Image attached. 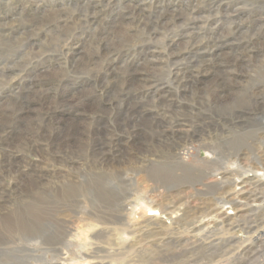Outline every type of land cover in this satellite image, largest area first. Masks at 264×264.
Segmentation results:
<instances>
[{"label":"rangeland","instance_id":"374dc122","mask_svg":"<svg viewBox=\"0 0 264 264\" xmlns=\"http://www.w3.org/2000/svg\"><path fill=\"white\" fill-rule=\"evenodd\" d=\"M263 10L264 0H0V68L7 66L17 69L12 74H0V108L11 107L12 98L22 102L23 96L18 94V89L26 85L30 78L36 77V74L31 72L33 68L40 70L41 77L48 78H45L46 82L40 81L37 85L41 95L37 94L30 101L33 111L31 119L18 124V131L13 133L10 142L16 144L23 129L40 131L43 137L46 136L47 140L53 142L57 135L56 119L61 118L63 124L74 120V124L81 128V135L73 140V151L70 149L63 152L53 162H41L37 154L24 152L27 156L25 159L34 166L48 169L45 179L48 187L53 186L51 188L55 187L54 189L59 191L70 183L89 186L91 189L90 195L80 199L79 207L63 212L59 218L69 221L71 227L77 231L73 238L75 246L71 252L62 256L60 262L54 258V253H45L46 247H39L33 254L34 257L45 256L46 262L51 264H85L83 248H86L85 245L88 246L87 249L94 246L91 245L94 241L93 235L96 231L100 232L102 227L101 219L93 213L101 209L103 212L109 211V199H115L117 204L123 205L129 224L119 225V228L116 227L110 231L112 233L109 232L99 240L106 250L104 249L99 254V259L93 260L94 262L133 264L130 263L131 259H136L138 264H146L151 255L150 244L154 242V239L148 240L149 233L170 231L176 227L175 220H171L169 215L173 211L170 207L173 206L180 209V215L186 211L188 220L194 219L195 216L201 217V211L207 209V218L200 219L202 221L196 224L197 228L206 226L207 232L214 228L211 222L217 219L214 215H208V209L213 204L217 205L222 213H228V219L238 221L235 228L221 226L217 231L219 238L227 237L233 242L231 245L235 253L231 258H237L240 253L250 248L249 245L255 242L256 234L247 233L248 217L244 216L245 213L237 212L245 202H227L222 193L226 189H232V193H236V189L241 188L238 184L256 176L260 180L264 195V128L261 124L264 115L261 113L263 110L253 104L256 98L259 101L264 99V91L257 92L259 87H264V21L256 22V18H264ZM232 14L235 19L231 20L227 15ZM194 17L199 18V28L196 30L190 28L192 22L188 21L195 19ZM181 20L186 22L185 25L180 23ZM154 25L158 26V30ZM238 28V36L228 37L234 41V45L217 53L220 59L205 56L206 63L199 64L200 68H206L210 73L201 74L198 85L183 88L185 82L180 85L175 83L177 73L181 72L180 76L187 75L188 71L189 75L192 69L189 62L193 58L184 61L180 58L187 52L188 44L196 43L195 37L189 39L188 36L191 35L187 34L193 35V32L198 30L202 45H206L211 43L212 35L214 38H222L229 31ZM171 30L174 31L170 32ZM101 32L107 33L106 40L105 37H100ZM256 34H260V45L257 44ZM29 36H34L36 41L32 44L26 43ZM100 38L105 41L103 44L107 43L106 41H116L117 45L124 42L130 47L127 53L121 50L109 57L116 68L115 73L110 71L107 74V66L110 63L102 58L104 53L99 49ZM173 41L178 45L176 48L172 44ZM143 59L147 60V67H141L143 70H139L142 73L136 76L153 74L158 82H155L154 87L134 89L129 98L126 95L129 86L126 83L122 85L124 78L121 75L127 65L132 66L134 62L144 64ZM76 60L79 67L75 63ZM226 61L231 64L233 71L228 74L232 80L228 82L227 97L221 92L222 88L214 85L217 77L212 73L225 71L224 66L228 64ZM75 64L78 70L74 69ZM146 68L150 73L143 72ZM188 83L186 82V85ZM226 83L227 81L219 87H224ZM47 91L51 98L58 102H75V98L81 96L87 106L81 110L83 112L80 116L71 119L62 109L55 112L47 108ZM223 96L235 101L234 105L220 109L218 100ZM240 113L244 114L243 118H239ZM176 118L186 120L188 126L185 124L183 128L190 130L195 137L186 135L184 140L174 138L171 143L177 145L178 149L167 155L162 153L166 148L162 142V133L165 128L170 129V124ZM183 128L181 129L184 130ZM113 139L128 144L125 156L118 161L114 159L112 163H107L108 165L101 164L104 151L106 154L108 150L111 154L114 153ZM67 144L71 143L67 142L65 145ZM249 145L254 147L253 151ZM3 146L4 144L0 143V164L4 160ZM44 148L48 153L52 151L47 143ZM223 150L229 155L223 157L220 163H215L219 156L222 158ZM2 171L0 165V194L4 197L0 208H6L9 213L18 211L19 215L28 219L26 205L30 196L24 188V183L20 182V179L17 181L19 175H9ZM168 171L176 172V176L181 175L182 179L171 184L155 181L151 177V172ZM190 172L194 173L192 176L196 175L194 181ZM27 173L28 171H25V174ZM198 176H201V180H198ZM95 183L98 184L97 188ZM214 183L219 184L217 192L204 194L208 186ZM39 189L42 190L43 186ZM218 198L223 201L214 202ZM251 204L255 210L262 209L264 196L262 200ZM260 213L258 210L256 215ZM145 222L155 225L149 228ZM106 238H109L108 241ZM0 239V251L10 252L14 249L15 246L5 242L1 236ZM88 260L94 263L92 259ZM191 262L192 260L186 262L181 259L177 263L193 264ZM31 263L45 264L42 259L39 262L32 260Z\"/></svg>","mask_w":264,"mask_h":264},{"label":"bare ground","instance_id":"6f19581e","mask_svg":"<svg viewBox=\"0 0 264 264\" xmlns=\"http://www.w3.org/2000/svg\"><path fill=\"white\" fill-rule=\"evenodd\" d=\"M160 12H161V10H160ZM173 12H175V10ZM173 14H175V13H173ZM122 17H123V15H122ZM158 17H160V16H158ZM178 17H180V16H178ZM184 17H186V16H184ZM227 17L231 20L235 19L234 18L235 16H233V14H232V16L227 15ZM177 19H179V18H177ZM116 20H117V18H116ZM182 20L180 23L183 22L182 24H184L185 21H182ZM185 20L187 21V19H185ZM256 20H257L256 22L264 21V18L260 17V18H256ZM43 21H41V22L43 23ZM63 21H65V20L63 19ZM188 21L192 22V23H190V25H191L190 28L193 27L192 28L193 30H196L199 28V26H198L199 25L198 24L199 18H197V19L195 18V19H191V20L188 19ZM98 22H99V20H98ZM117 22H119V20ZM175 22L176 21H174V24H175ZM44 23H45V21H44ZM114 24H116V23H114ZM170 24H171V22H170ZM157 25H158V22H157ZM171 25H169V26L171 27ZM158 26L154 25L156 30H158L157 29ZM175 26H173V27H175ZM159 28L161 29V26ZM112 30H113V28H112ZM182 30H184V29H182ZM17 31L18 30H16V32ZM172 31H174V30H171L170 32H172ZM197 31H196V33L193 32V35L190 33L187 34V35H191V36H188L189 39L195 37L196 43L194 42L193 44H188L187 52H185L183 54V56L180 57L182 59V61L187 60L189 58H193V60H191V62H189L192 65V67H191L192 69H190V71H189L191 73L188 75V71H187V75L184 74V75L180 76L179 73H181V72H179V73L176 72L177 76L175 79V83H177V85H180L181 83L185 82L183 84V88L188 87L189 85H191V86L198 85V83L200 82L199 76L201 74L202 75L203 74L209 75L210 71L205 70L206 68L205 69H203L202 67L200 68L201 65L199 66L200 63H203L207 60V59L204 60V57L209 56V57H213L215 59L219 58L217 56V53H219V51L224 50L228 46L234 45V41H231L228 37H232L234 35V38H235L236 36H238L240 34V28H238V29L232 30L231 32L229 31L227 33V35L225 34V36L222 38L221 37L214 38L212 35L211 39L209 37V39L211 40V43H208L206 45H202V41H200V37H198L199 34ZM31 32H29V34H31ZM33 32L35 33V31H33ZM34 36L33 37L29 36V38L27 37L26 43H28V44L34 43L36 41V39H34ZM102 36L105 37V40L108 37L107 33H102L100 35V37H102ZM241 37H242V35H241ZM259 37H260V34H256L257 44L260 45L261 41H260ZM186 38H187V36H186ZM254 40H255V38H254ZM99 41L101 43L99 49L104 53L102 58H105L107 61L109 60V57L112 54H114V53L117 54V52H120L121 50H124L127 53L129 51L128 48H130L128 46V44H126L124 42H120L122 40L119 41L120 43L118 45L116 44V41H114V42L106 41L107 43H105V44H103V42H105L103 39L100 38ZM176 41H177V39H176ZM235 41H237V39ZM240 43H241V41H240ZM172 44L175 48L178 46V45L176 46L175 41H173ZM112 46H113V48H112ZM251 49H253V48H251ZM238 50H240V48ZM125 52H123V53H125ZM145 52H146V50H145ZM149 56H150V54H149ZM240 57H241V55H240ZM88 59H90V60H88L90 62L91 56ZM154 59H152V60H154ZM157 59H158V57H157ZM177 60H179V59H177ZM155 61H156V59H155ZM143 62H144V64H140L139 62H134V64L132 66L127 65L125 67L126 69H125L124 73L121 75V77L124 78L122 81V85L126 83L129 86L128 92L126 93V95H128V97H129V94L131 93V91H133L134 89L154 87V85L156 84L155 82H158L156 80L157 78L153 74H151L150 76L146 75L144 77L143 76H141V77L136 76L137 74L142 73L141 71L143 70V68L147 67V60L143 59ZM148 62H149V60H148ZM208 62L209 61H207V63ZM75 63L78 64L77 66L79 67V62L77 60L75 61ZM108 63H110V64H109V66H107V70H106L107 74L110 71L115 73L116 68L113 65V62L111 60H109ZM154 63L155 62L153 61V64ZM189 63H188V65H189ZM205 63L203 65H205ZM226 63H228V64L226 66H224L225 71H223V70L220 72H213L212 71V73L214 75H216V77H217L216 80L214 81V85L217 86L218 88H222L221 92H224V94L229 92L228 91L229 90V83L228 82L232 80V79L231 80L229 79L228 74L233 73V71L230 68L231 64L227 61H226ZM236 63H238V62H235V64ZM76 64L74 66V69L78 70V67L76 66ZM141 67H143L142 70L140 69ZM152 68H154V67H152ZM34 69L35 68H33L31 70V72L32 73L34 72L33 75L36 74L35 75L36 77L30 78L27 81L26 85L20 86V88L18 89V91H19L18 94L23 96L22 102H19L18 99L12 98L11 99L12 100L11 101V107L0 108V143H2V145L4 144L3 150H2L3 154H4V160L0 164L2 166V169H3L2 172H5L6 174L8 173L9 175H12V174H15L16 176L19 175V178H17V181L20 179V182L24 183V188H26V191L30 196L29 202L26 205L28 212H29V218L28 219L27 218L25 219L22 215H19L17 213L18 211L17 212L15 211L14 213H12V212L9 213V211H6V208H0V236L8 244H12L13 247L15 246L14 249H11L10 252H5L4 250L0 251V264H32L31 263L32 260H34L35 262H39L40 259H42L45 262V264H51V263L46 262L45 256L40 257V258L34 257L33 254L37 252L39 247H46L45 253L46 254L54 253L55 254L54 258L61 262L60 258L64 255L67 256L68 253L71 252L70 250L75 246L73 238L76 235L77 231H75L76 230L75 228L71 227V224L69 223V221L60 220L59 219L60 215H63V212H65L67 210H73L74 208L79 207L78 205H80V201H81L80 199L81 198L83 199L84 196L86 197V196H88V194L90 195V193H91L90 192L91 189L89 188V186L84 187L85 185L83 186V185H76V184L68 183L69 185L67 184L68 185V186H66L67 188L66 187H62V189L59 188V189H61L59 191L54 189L55 187L51 188V187H53L51 185H50L51 187H48V185L45 184V181H46L45 179L47 178V175H48V172L46 170H48V169H46V168L43 169V168H40L38 166H34V165L30 164L25 159V158H27L25 153H28V154H37L38 156H40L41 162H44V161L53 162V161H56L60 157V154H62L63 152L70 150V149H72V151H73L75 148L72 146V144H74V142H75L73 140H76L81 135V132H80L81 128H79L78 124H74V122H75L74 120H70L71 123H70V121H66L67 124L66 123L63 124L64 121L61 118L56 119L57 135H56V138L53 140V142H50V140H47L46 136H44L45 137L44 138L42 136L41 132L36 131L35 129H32L30 131H26L25 129H23L22 131H20V132H22V134L19 136L16 144H14L13 142L12 143L10 142L11 141L10 138H13L12 137L13 133L18 129V124L22 123L23 121H26V119H31L30 116H31V113H33V111L30 108V101L37 94L40 93V92H38L37 85H39L40 81L46 82V79H48L45 76L44 77L40 76V73H39L40 70L36 71V69L35 70ZM147 69L148 68H146V71H143V72H145V74L150 73V71H147ZM16 70L17 69H15V68H11V67L6 66L3 68H0V74H3V73L4 74L5 73L6 74H12ZM102 70H103V68H102ZM111 74H113V73H111ZM205 76H207V75H205ZM63 78H65V77H63ZM118 79H120V77ZM226 81H227V83L224 87H219V86H221V84H224ZM186 82H189L188 85H186ZM148 89H150V88H148ZM145 90H147V89H145ZM142 91H143V89H142ZM149 91H151V90H149ZM263 91H264V87H259L257 89V92L261 93ZM84 94H82V95H84ZM39 95H41V93ZM225 96L227 97V94ZM46 97H47V99H49V101L46 102L47 108H49L51 110H55V112H57V110L61 111V109H62V112L65 111L66 113H68L69 115H67V117H70L71 119L74 117L76 118V117L80 116L81 113L83 112L81 110L83 108H85V106H87V105H85L86 103L84 102L85 101L84 98H82L81 96L75 98V102H71L68 100L58 102V100H54L53 98H51V94L49 93V91H47ZM2 98H4V97H2ZM263 100L264 99H262V101H259L258 98H256L253 101L254 105H257L260 110H263V112L261 111V113H263L262 115H264V101ZM233 102H235V101L230 100L228 98H225L224 96H223V98H220L218 100V104L220 105L219 106L220 109L229 108L231 105H234ZM234 107H236V105ZM85 110H84V112H85ZM99 111L100 110H98V112ZM244 112H246V111H244ZM243 115L244 114L240 113L239 118H243ZM178 118H179V116H178ZM170 123H172V122H170ZM185 124L187 125L186 120L183 121L181 119L176 118V120L173 121L172 124H170V129L167 130L165 128V130L162 133V135L164 136V138H162L163 139L162 142L166 145V148H164L165 150L162 153L170 155V153H172L173 150L178 149L176 147L177 145L171 143L174 138L184 140L186 138V137L184 138V136H186V135L187 136L189 135L188 137L192 136V138L195 137L193 134H191V132H189L190 130L187 131L183 128V127H185ZM261 124L264 128V121H261ZM25 126H27V125L25 124ZM181 128H183L184 130H182ZM36 129H38V128H36ZM68 139H69V141H67ZM262 139H264V138H262ZM67 142H69L71 144L65 145ZM45 143H47L48 147L52 148V151L50 153H48L47 149L44 148ZM112 144H114V147H115L113 149L114 153L111 154L110 151L108 150V152L106 154V153H104L105 152L104 151L102 153V163L101 164L112 163V161L114 159L118 161L119 159L124 158V156H125L124 153L126 152V146L128 144L121 142V140L120 141L114 140L112 142ZM222 145H224V144H222ZM248 147L252 151L254 150V147H252L251 145H249ZM227 150H229V149H227ZM259 150H261V148ZM257 151H258V149H257ZM262 152H264V151H262ZM262 154H263L262 157L264 160V153H262ZM228 155H229L228 152H225L223 150L222 151V158H220V156H219V158L217 159V161L215 163H220L223 160V157H227ZM21 157H23V158H21ZM150 170H151V167H150ZM25 171H28V173L25 174ZM151 174H152L151 177L154 178L155 181H160L163 183L167 182V183H171V184L173 183L174 184L176 181H178V179H182L181 175L179 177L176 176L177 175L176 172L175 173L174 172L172 173L169 171L168 172H160V173L151 172ZM193 174H194L193 172H190L191 176ZM186 175H188V174H186ZM195 176L191 177L192 180L194 179ZM200 177L201 176H198V178H199L198 180H201ZM95 184H96L95 187L97 188L98 184L97 183H95ZM40 186H43L42 190L39 189ZM239 186L241 188H240V190L236 189V191H237L236 193H232V189H228V190L226 189L223 191L222 194L224 196H226L227 202H230L233 204L245 202L244 205L242 206V208L240 210H237V212H238V214L239 213H245L244 216L248 217V222H247L248 231H247V233L256 234V238L254 239L255 242H252L251 245H249L250 248H248L247 250H244L242 253H240V256H238L237 258L236 257L234 259L231 258L235 253L234 247L231 245L233 242L230 239H228L227 237L222 238V239L219 238L218 237L219 235H217V233H218L217 231L220 230L221 226L223 228H230V227L235 228L236 226H238L237 225L238 221H236V219H234V220L228 219L227 218L228 213H226V212L222 213L221 210L219 209V207H217V205L213 204L208 209V211H210L208 215H212V216L214 215V217H216L217 219L214 220L213 222H211V225L213 224L214 228L213 229L210 228V230H208L207 232L205 231L206 226H199L198 228L196 227V224L198 222L202 221L200 219L207 218L206 217V210L207 209L205 211H201L202 212V213H200L201 217L195 216L194 219L189 218V220H188V216H187L188 214L186 211L180 215L179 214L180 209L176 208L177 206L176 207L173 206V207H170L173 211H171L169 215L171 216V218H170L171 220H175L176 227L174 229L172 228L173 230H170V231L162 230L160 232L149 233L148 240L154 239V242L151 240V242H153L150 244V249H149V252H151V255L145 263L146 264H178L177 262L179 260L181 261V259H182V260H186V262H190L192 260L193 264H264V207L262 209H256L255 210V209H253L254 206H252V204H251L252 202L255 203L258 200L263 199L264 195H263V192L261 189L262 187L260 185V180H258L256 178V176L253 178H248L246 180H243V182H241L240 184H238V187ZM21 187H23V186H21ZM96 188H94V189H96ZM218 189H219L218 183L211 184L208 186V188L204 192V194H206V195L215 194ZM53 192H55V194ZM100 193H101V191L98 194L100 195ZM110 198H112V197H110ZM114 200L109 199V201H111V202H109V206H110L109 211L103 212L104 210L101 211L102 210L101 209V210H99V211L97 210L93 213V214H95V216H97L99 219H101L100 223L102 224L101 225L102 227L100 228L101 229L100 232L96 231L97 233L94 234L95 236L93 235L94 241L92 242L91 245H94V246L92 248L87 249L88 246L85 245L86 248H83L82 254L86 256V263L85 264H102L98 261H96V262L93 261V260L99 259V256H100L99 254L102 251H104V249L106 250V248L101 245V242H99V240L101 238H103L106 234H108L110 231H112L113 229L118 227L119 225L129 224L128 214L126 212V209L123 208V205L117 204V202H115ZM219 200L221 201L222 198L221 199L218 198V200H216L214 202H217ZM244 200H246V201H244ZM2 202H4V197H2V193H1L0 194V203H2ZM9 203H10V201H9ZM73 206H75V207H73ZM4 207H5V205H4ZM166 209H168V208H166ZM258 210L261 211V213L259 215H256ZM241 216H243V215H241ZM147 222H145L147 224L146 227L150 228V226L155 225L154 223H147ZM127 226H129V225H127ZM188 230H189V233H187ZM197 232L199 234H196ZM110 233H112V232H110ZM82 236H83V233H82ZM197 237H199V239H197ZM108 239L106 238L107 241H108ZM184 239H186V240H184ZM6 251H8V250H6ZM217 251H220V253H217ZM83 255H82V257H83ZM184 258H186V259H184ZM88 259H90V260L92 259V261L94 263H91ZM132 262H133V264H138L139 261L136 259H133V260L131 259L130 263H132ZM56 264H60V263H56Z\"/></svg>","mask_w":264,"mask_h":264}]
</instances>
